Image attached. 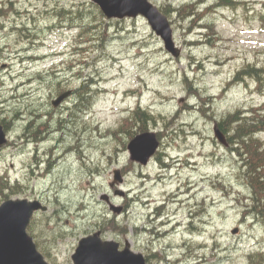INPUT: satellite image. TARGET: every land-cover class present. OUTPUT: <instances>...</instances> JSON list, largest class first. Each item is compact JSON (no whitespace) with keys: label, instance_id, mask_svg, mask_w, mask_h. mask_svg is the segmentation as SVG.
I'll return each mask as SVG.
<instances>
[{"label":"rangeland","instance_id":"374dc122","mask_svg":"<svg viewBox=\"0 0 264 264\" xmlns=\"http://www.w3.org/2000/svg\"><path fill=\"white\" fill-rule=\"evenodd\" d=\"M149 1L166 12L178 58L144 18L108 20L91 0H12L15 13L0 18V124L8 137L0 204L18 198L47 207L28 231L51 264H72L79 239L94 232L149 264H264V213L236 155L213 133L215 121L264 104L253 79L231 83L248 65L264 67V0L210 12L216 0ZM46 9L55 15L44 17ZM66 90L72 96L53 112L52 98ZM137 105L155 117L146 131L160 140L145 166L127 150L138 129L126 121ZM33 111L52 112L29 130L39 132L37 144L23 136ZM116 169L123 181L114 185Z\"/></svg>","mask_w":264,"mask_h":264},{"label":"water","instance_id":"95a60500","mask_svg":"<svg viewBox=\"0 0 264 264\" xmlns=\"http://www.w3.org/2000/svg\"><path fill=\"white\" fill-rule=\"evenodd\" d=\"M98 4L103 14L108 18L144 17L152 31L162 40L164 49L174 57L180 55V49L175 46L172 29L168 19L147 0H92ZM70 95V91L61 94L52 102L54 107ZM215 138L227 146L224 134L214 123ZM7 142L6 134L0 126V148ZM159 147V141L154 132H145L135 136L128 144L130 160L146 165ZM120 171H114V183H121ZM122 195V193H120ZM107 200L106 197H104ZM119 213L120 209L112 208ZM45 212L47 207L37 200L10 199L0 205V264H48L37 251L32 237L27 233L29 222L36 211ZM237 229L232 231L236 234ZM73 264H143L140 254H134L126 247L118 250V244L113 241H102L100 233L82 238L72 255Z\"/></svg>","mask_w":264,"mask_h":264},{"label":"trees","instance_id":"16d2710c","mask_svg":"<svg viewBox=\"0 0 264 264\" xmlns=\"http://www.w3.org/2000/svg\"><path fill=\"white\" fill-rule=\"evenodd\" d=\"M219 5L234 6L235 4L232 0H220ZM190 17L193 19V15L186 16V18ZM245 77L253 79L259 86L264 87V67L248 65L235 75L233 82H241ZM154 120L155 117L149 111L136 109L126 122L137 126L139 133L147 130L145 123L150 124ZM218 126L226 136L228 135L227 141L232 147L230 151L237 157L243 181L251 193V201L259 205L258 208L263 214L264 143L257 135L264 133V104L250 110H237L233 114H228L218 122ZM3 180L4 177L0 178V191L5 190ZM0 195L3 196V193Z\"/></svg>","mask_w":264,"mask_h":264},{"label":"flooded vegetation","instance_id":"af4514ba","mask_svg":"<svg viewBox=\"0 0 264 264\" xmlns=\"http://www.w3.org/2000/svg\"><path fill=\"white\" fill-rule=\"evenodd\" d=\"M34 1H37V2H41V0H34ZM45 1V0H44ZM49 1H54V0H46V2H49ZM8 2H10V9H8V10H5V9H3L2 7L0 8V18H4V17H8V14H9V12H14V10H13V3H12V0H8ZM31 7V6H30ZM45 11V13H44V17H47L49 14L47 13V12H49L50 13V17H49V19L53 16V15H55V13H56V11L52 14L51 12H52V10L51 11H49L48 9H46V10H44ZM62 11V10H61ZM15 13V12H14ZM31 19H32V21L34 22V23H37V17L36 16H34V15H32L31 16ZM13 24H14V22H12ZM1 27L2 28H6L7 26L6 25H4V22L3 23H1ZM9 29H11L12 31H14V30H26V29H28V28H26L24 25L23 26H17V25H9ZM35 43V42H34ZM34 43H32V45L34 44ZM22 45H23V43H22ZM41 59H44V55H41V56H38V57H35V58H33V60H35V61H38V60H41ZM59 94H56L52 99H54V98H56L57 96H58ZM67 101H68V99L65 101V102H63V104L62 105H60L59 107H56V108H52V110H53V112H55V111H60L63 107H64V105L67 103ZM51 111H49V112H46V114H45V116H47L48 118L49 117H51ZM23 112L16 118V122H19V121H23ZM29 115L30 116H32V117H36V118H34V119H30V120H27L26 121V123L24 124V127L26 128L25 130L27 131L26 132V134L25 135H23L24 137H26V139L27 140H30V141H32V142H27V143H38L37 141H39L40 140V136H38V134L39 133H37V132H35V133H33L32 135H29V130L30 129H32V127H33V125L34 124H36V119L37 120H39V118H41V117H43V115H41V114H36V112H30L29 113ZM7 125V124H6ZM6 125H4L5 127H6ZM3 126V125H2ZM9 126V125H8ZM4 127V128H5ZM41 127H44V126H41ZM36 134V135H35ZM29 136V137H28ZM30 138V139H29ZM42 139V138H41ZM35 141V142H34ZM42 142V141H41ZM38 158V157H37ZM57 159H59V158H57ZM160 206H161V204H156V209H158V208H160ZM120 244V243H119ZM124 246H122L121 244H120V249H122ZM44 255H45V257H47L46 256V254H48L47 252H45V251H41ZM142 255V257H143V264H149L148 263V257H146V256H144L143 254H141ZM263 254L261 255V257L259 258V260L260 259H263ZM250 259H252V258H250ZM263 263V262H262ZM261 262H260V264H262ZM191 264H203V260H200L199 262H192ZM205 264V263H204Z\"/></svg>","mask_w":264,"mask_h":264},{"label":"bare ground","instance_id":"6f19581e","mask_svg":"<svg viewBox=\"0 0 264 264\" xmlns=\"http://www.w3.org/2000/svg\"><path fill=\"white\" fill-rule=\"evenodd\" d=\"M36 30H37V29H36ZM97 34H98V33H97ZM97 34H96V35H97ZM99 34H100V33H99ZM102 40H103V39H102ZM93 41H94V40H93ZM98 41H99V40H98ZM99 42H100V41H99ZM104 44H105V43H104ZM94 45H95V44H94ZM96 46H97V45H96ZM18 53H19V52H18ZM14 56H15V55H14ZM10 59H11V58H10ZM5 104H6V103H5ZM6 105H7V104H6ZM44 108H45V107H44ZM42 109H43V108H42ZM32 110H33V109H32ZM33 112H34V111H33ZM9 113H10V112H9ZM36 114H37V113H36ZM42 114H43V113H42ZM46 115H47V114H46ZM44 116H45V115H44ZM44 116H43V117H44ZM39 119H40V118H39ZM46 119H47V118H46ZM36 120H37V119H36ZM42 120H43V119H42ZM37 121H38V120H37ZM45 121H46V120H45ZM50 121H51V120H50ZM34 126H35V125H34ZM39 127H40V126H39ZM39 127H38V128H39ZM40 128H41V127H40ZM40 128L38 129V131L40 130ZM34 130H36V129H34ZM43 130H44V129H43ZM10 131H11V130H10ZM10 131H9V132H10ZM17 131H18V130H17ZM55 132H56V131H55ZM55 132H54V133H55ZM37 133H39V132H37ZM35 135H36V134H35ZM42 136H43V135H42ZM29 139H30V138H29ZM58 147H60V146H58ZM70 147H71V146H68L67 148H65V149L63 150V151H64V154L67 153V152H69V151L71 150ZM120 147H121V146H120ZM61 157H63V154H62V155H59L58 158H61ZM55 167H56V166H55ZM34 170H35V169H34ZM37 176H38V175H37Z\"/></svg>","mask_w":264,"mask_h":264}]
</instances>
